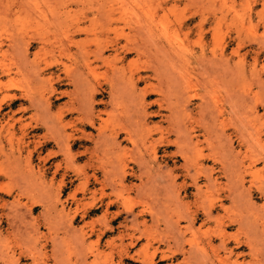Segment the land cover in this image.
<instances>
[{"label": "rangeland", "instance_id": "374dc122", "mask_svg": "<svg viewBox=\"0 0 264 264\" xmlns=\"http://www.w3.org/2000/svg\"><path fill=\"white\" fill-rule=\"evenodd\" d=\"M130 7H133V8L138 9L140 11L139 13H140L141 22L144 24H145V22H146V24L148 23L149 26H151L153 28L152 32L156 33L158 38L161 37V38H159L160 40L167 38L166 37L167 33L165 34V31L163 32L161 29L164 28V30H166V28L168 26L167 30H170V31L166 30V32H169V34H170V35H168V37L171 39V36L173 35L174 38L171 40H173V41L175 40L174 43L178 44L177 46L184 45L183 46L184 50L183 51L179 50L180 51L179 60H177L175 58L177 60L175 62L176 64H173L174 62H172V65L169 66L168 69L170 70V72H168L167 76H169V78H172L174 76L175 78L173 77L172 80L173 79L177 80L178 78L181 77L180 79H178V81H176V83L179 84V85L177 84L178 88H182L183 90L178 89L174 85L175 80L173 82L174 84L172 83L171 88L175 87L173 89V90H175V91H173L174 92L173 96L171 94L173 99L179 98L180 101H182L181 100L182 98L185 99L188 96H190V95L187 96V94L196 95L195 97L192 98V100H193L192 103L187 105L188 106L187 107L188 112L191 115L187 121H189L188 122L189 126L193 125V127L191 129L195 130L194 131V132H196L195 136H197V138L199 137L198 140L201 139L200 141L197 140L199 142V144H198V142H197V144H195L193 142L194 146L195 145L197 147L200 146L198 150L204 151V153H202V152L200 153L198 151L195 153V150H197V148L195 146L196 149H194V146L191 143V138L189 136V138H187L189 140H187V141L185 140V143H183V146H185L186 149H188L187 147H190L192 149V146H193L192 150L194 152H191V149H189L190 152L188 150H186L183 152V154H184L183 156L186 155V158H188V155H189V156L193 157V158L190 157L193 161L198 160L195 162V165L197 162L200 163L202 161L203 164L205 165V166H203L202 170H205L204 168H206V170H207V168H210V167L213 168V166H214V169H216V171H217V175H220V176H218L219 185L221 184V186H223L224 188L220 187L218 189V192L220 191V194L218 192L212 190L213 188H216L215 190H217L216 186H214L213 188L209 187L208 188L209 190H207L205 184L210 180V179H208L209 174H207L208 177H205L206 173H205V175L204 174L202 175V172L204 173L205 171H202V172L197 171L198 168L196 166H198V165H196V166L194 165V166H195V168H197L196 171L201 173L200 175H197V173H189V172L195 171L193 168L194 166L190 165L191 166L190 167V166H186V165H189L191 163L194 164V163L192 160H190V161H192L191 163H190V161H186V160H185V162H183L184 161L183 156L178 158L177 161L175 162V164L178 166H182L183 164L185 165V166L184 165L182 166V167H184L183 168V174L179 175L180 178L178 177L177 179L168 175V169L167 168L176 167V165H174V161L169 162V164L166 163L165 165L167 168L164 165L165 162L162 161L163 163H161L162 165H160V166L164 167L163 168L164 171H165V169H167L166 177L167 178L170 177L171 179H169V178L166 179L164 177L166 180L164 179V181H160V180H162V177H161V178L157 179L158 182L152 183L155 185L154 189H156V184L160 185V186H157L158 187L156 190L157 196H159V194H160L159 192H161L163 189H165L163 191L166 192V190H168L170 188L169 186H171V185L175 184V187H178L181 184H183V185L187 184L188 188H189L188 194H186L184 192V189L180 188V190H181L180 192L182 193V196H187V197L185 198L184 202L180 203V205H179V202H175L174 198L171 197L173 200L172 199L169 200L170 194H169V199H167L168 198L167 197L168 191H167L166 193L161 192L160 198L157 197L155 194L157 199L155 198V196L151 195V197L148 196L149 198H146V199L144 198V202H143V200L140 202V199L137 195L138 190H136L138 188H136V189H132V191H131V194H133V196L129 195V197L124 196L125 198L124 197L120 198L121 202L110 210V212H113L112 214H114L116 211L119 212L118 210H120V211L123 210L122 217L117 222H115V225H117L118 222H120V221H124L125 218H127V216H128L127 220H128V222H130L129 224H132V222L134 223V220L131 219V218L134 219V217L128 215L129 212L128 213L125 212V209H127L126 211H128V208H126V207H130V206H127L128 203L130 205L133 204L132 206H134L133 207L135 209L134 211L137 210L136 212H139L140 210H145L146 214H148V215H145V217H144V218H146V221H147L146 225L143 224L142 218H141V220H139V222H142V223H140L139 225L137 224L138 225L137 227L140 229L138 231H142L143 236H142V240L139 242V244L133 248V251H136V250L141 251V253H142L141 258L139 259L138 262H133L131 260H128L125 264H143L144 261L147 263L149 261L151 255L155 252V250L157 248L164 249L168 253L173 252V253H178V254L176 255L175 258L169 259L167 261L166 260L162 261L159 257H157L156 258V264H179V263L180 264H182V263L183 264H193L192 262H194L195 264H198V263L199 264L200 263L206 264L208 261H210V264H212L213 262L211 263V260L209 259V257L211 255L212 256L215 255L218 257L219 254H220L219 256H221V258H223V259L218 260L219 258H216V260H215L216 263L214 262V264H224V263L225 264H264V246H263L264 242H262L264 240V193L262 192L263 191L262 190L263 189L262 184H264L263 183L264 182V0H0V13L2 11V13L0 14V21H2V24H3L2 25L0 23L1 24L0 25V34H2L1 38L6 40L9 37H16L17 35L21 34L20 31H22V33L28 34L29 36H27V37H30L32 35H36L38 32L43 31L45 28L44 26H39L36 23H35L36 25H32L35 21H40L41 24H44V20L36 12V10L43 9V10L47 11V13L52 12V13L56 14V15H50L49 16V18H50L49 19L50 20L49 27L52 24L50 29H51V34H53V35H54V33H58V32H60L63 35L64 34L63 32L68 27L72 28V24L80 22L81 24H83L85 26L91 25L95 29V32H99V35H101V36L111 35L114 37L116 35L115 28L117 26L122 27L124 25V23H122V22L118 23L117 22V23L113 24L114 26H110V27L104 26L107 19L105 16L104 17L99 16V14L102 12H105L106 10L111 9V8L127 9ZM5 10L6 11L8 10V12H6ZM31 10H33L35 13ZM3 11H5V12H3ZM17 12H19V13H17ZM15 13L22 15V16L16 17L17 15H15ZM13 16H15V17H13ZM54 16H56V17H54ZM4 18H5V20H3ZM32 18H34L35 21ZM58 18H60V19H58ZM94 18H96V19H94ZM38 19H40V20H38ZM92 19L94 21L93 23H92ZM3 21H6V22H3ZM53 21L56 23V25H54L55 23L54 24L52 23ZM27 22H29V23H27ZM31 22H32V24H31ZM7 23H9V24H7ZM16 23H17V25H16ZM180 24L182 25V29L179 30L178 32H175L177 30L175 28H178V26ZM23 25H24V27H23ZM56 27L59 29H57ZM21 29H23V30H21ZM173 29H175V30L173 31ZM57 30H58V32H57ZM171 30L173 31V33H171ZM52 31H53V33H52ZM95 32H93V31L89 32V34H88L90 37L89 40H92V38L95 37L93 35V33H95ZM156 35H154V36L156 37ZM86 36H87L86 34L78 35V36H76V39L81 40L82 38H85ZM79 37H80V39H79ZM157 37L155 39L159 40ZM39 45L40 44H38L37 42H34V45L31 47V49H30V59L31 60H33L34 57L36 56L35 52L38 50ZM7 47H8L7 44L4 43L2 50L7 49ZM179 51L175 52L176 57H178L177 53ZM213 52H215V55L213 54ZM217 53H218V55H217ZM107 54H110V52H108ZM186 55H188L189 57ZM213 55L218 59V61L223 60V58L224 59L226 58L225 60H227L229 58V60H230L229 67H231L229 70L230 71L229 77H228V75L226 77L225 76L223 77V72H225V70H224L225 68H223V66H221V64H220V68H218V69L222 75L219 74L220 77H219V75L217 77L213 76L214 74H212L213 72L210 71V69H211L209 67L210 63L208 62L210 57H214ZM221 55L223 57H221ZM9 56H6L7 60H9V58L11 57V56L10 57ZM0 58H2L1 54H0ZM57 58H58V54H56V53H53V54L49 53L47 55L43 54V55L38 56V60L41 62L42 65H45L46 63L55 62V61H57ZM129 58H136L137 59V61H136L137 66L141 70H145V69L149 68V66L152 64V62L156 61V58L153 57V53H151L149 55L144 53L140 56V58L138 57V55L136 53H133V54L129 55ZM175 59H174V61H175ZM187 59H189V60H187ZM181 63L184 64L185 66L182 65ZM222 64L226 65L224 62H222ZM173 66H174V69H176L175 72H173L174 71ZM163 68L165 69L166 67H163ZM178 68H181V69H178ZM186 69H188V70H186ZM206 69L211 72V73L210 72L208 73V74H211L210 76L207 73H205V72H207ZM15 70L16 69L14 68V71ZM53 70H55V69H52L51 71H53ZM165 70H167V69H165ZM177 70L180 72H178ZM221 70H222V72H221ZM14 71L11 75H3V74H1V71H0V74H1L0 75V100L3 99L5 97V95L20 93L21 88L25 89L28 87L27 79L22 74H16V72H14ZM102 71L104 72L102 75V77H103L102 79H104L103 80L104 82H106V80H105L106 78L109 79V77H110V79H111L112 71H107L105 68ZM167 71H166V73H167ZM181 72H183L184 73L183 75H186V76L183 77ZM171 73H173V74H171ZM201 73H203V74H201ZM214 73H216V72H214ZM170 74L172 75V77H170ZM178 74H179V76L180 75L181 76L178 77ZM49 75H50V72L47 71L46 77ZM186 77H188V78H186ZM209 77H211V78H209ZM218 77H219V79H218ZM182 78H184V80L186 79L188 81L183 82L184 80ZM212 78L214 79V81ZM210 80H211V82H210ZM189 81L190 82L192 81V82L190 83ZM179 82L180 83L182 82L181 83L182 86L184 84H186V85H184L183 87H180L181 84ZM188 83L190 85H187ZM217 84H219V85H217ZM66 87H68V86H64L63 89H65ZM184 87H187V89H186L188 92V93L186 92L187 94H185V92H184L185 91ZM72 88L73 87H71V89ZM34 89H35L34 92L36 94L38 92V89L37 88H34ZM177 89L180 90V92H178ZM42 91H43V89H42ZM169 92H170V89H169ZM171 92H172V90H171ZM175 92L176 93L178 92V95H176ZM181 92L183 94H179ZM229 92H232L233 93V94L231 93L232 97L233 96L235 97V98L234 97L230 98V101L232 99V101L234 102L233 103L231 101V104H230V101L228 100V96H227V94ZM237 93H238V95H237ZM182 95H183V97H181ZM206 95H207V97H206ZM215 95H216V97H215ZM207 99H208V101H206ZM66 100L67 99H58L57 97H53L52 98V101H53L52 110H53V112L54 111L58 112V110H56V109L58 108V106H60ZM244 100H245V102H243ZM228 101H229V104H228ZM207 102L208 103L210 102V103L208 104ZM215 102L219 103L220 107H221V105L224 106L223 111L222 112L219 111L221 114L218 113V104L214 106V104H216ZM19 103L20 102H18V104L14 105L12 108L14 110L17 109V107L19 106ZM28 104L29 103H25V105H28ZM204 105H206V106H204ZM207 105H208V107L210 105V107L206 110ZM213 107L217 111L214 110ZM199 109H201V111H204V112H201ZM2 110H3V113L10 110V108L7 106V103L3 104ZM210 110H212V111L210 112ZM190 111L192 112V114ZM199 111H200V113L198 114ZM209 112L213 115L214 118H216L215 117L216 115H214V114H217V115L220 114V115L217 116V118L215 120ZM35 113H36L35 109H30L26 113V116L24 119V124L29 122V123H33L35 126L36 122L39 119L38 118L39 115L37 113L36 114ZM208 113H209V115H208ZM55 114H57V113H55ZM200 114L204 115V116H201ZM34 116H36V117H34ZM41 116L47 117L45 114L44 115L40 114V117ZM198 116H199V118H197V119L199 121L200 120L202 121L204 119V117H205V119H207V118L210 119V121H215V123L209 121L210 124L212 123V125H214L213 126L214 130L212 129V131H213L212 134L210 131L211 130L210 128L212 126L209 127L210 124H207L208 122H205L206 120H204L205 124L203 122L202 123L205 126L207 125L210 129V130L207 129L208 131L205 130L206 129V128L204 129L205 126L203 127V126H201L202 124H200L201 121L199 122L196 118H194V117H198ZM45 117H43L42 119H45ZM42 119H39V120L41 121ZM192 119H193V121H192ZM194 119H196V120H194ZM208 119H207V121H208ZM220 119L221 120L223 119L224 122L227 119V122H225V123H228V124H225L222 121L223 124L220 125V123H221ZM47 120L50 121V123H51L49 126H51V128L52 127L54 128V125L51 122V120L49 118ZM159 120L160 119H156L155 121H159ZM2 121H3V115L0 114V124ZM195 122L198 123V125L195 124ZM165 125L167 126L168 124L165 123ZM19 126H20V124L18 125L17 130H16L18 135L15 136V141H18V138H20V136L23 137L21 132H20ZM222 126H224V127H222ZM195 127H197V128L194 129ZM224 128H225V130H224ZM50 129L46 126H41V127L35 126L34 128L33 127L29 128L30 131L34 130L33 133L37 134L36 139H39V137H42L44 135L47 136V134L50 135L49 132L53 133L54 129L53 130H50ZM219 130H221V131H219ZM223 130L226 132V134L227 133L231 134V136L233 138L232 145L234 146L233 147L234 150H232L231 153L235 154V152H236V155H232V154L230 155L232 157L235 156V157H233V158H235V159H233L235 162L233 163L232 157H230V162H231V165H232V163L234 164V166H231V168L232 167L234 168L235 173L231 172L233 170H230L229 172H231V173H229V174L233 175V178H234V176H236L234 179L231 176H229L228 173H226L224 171L225 166L222 164L224 162L226 163V160L228 161V158H226V160L222 158V155L223 156L226 155L225 157H227V153L225 154L224 149H220L225 154L224 155L222 151L220 153V156L223 159L221 161L225 160L223 163H221V161H220L221 158L218 159L219 161L214 162V160L212 161V159L209 157L211 153H213L214 151L216 152V150H214L213 152L210 151V150H213L212 147L210 149V146H211L210 141L211 140H213V141L215 140L214 142H216V145H218V142H219L220 145L218 147L224 148L223 147L224 145L222 144V142L224 141V140H222V138H223V136H225L223 134V132H224ZM215 131L218 132V134L220 136L218 134L217 135L219 137H217ZM206 134H209V137L211 135V137L209 139H207L206 136H208V135H206ZM156 136L158 137V135H156ZM172 137L176 138V136H172ZM195 139H192V140L194 141ZM34 140H35V138L31 139V141H34ZM43 140L44 139H39V142H41ZM216 140H218V142ZM220 140H222V141H220ZM188 141H190V143ZM186 142L188 143L187 146H186ZM190 144L192 146H190ZM23 145H26V143ZM32 147H33V145H32ZM6 148L9 151V149H10L9 143H8ZM82 148L84 149V147L77 146L76 151H80V150H82ZM131 148L132 147H130V149ZM55 149L57 151L58 147L52 141V144L48 145L47 148L44 149L43 155H47L48 153L55 152ZM47 150H49V152ZM170 150L175 151V150H177V147H174ZM183 150H184V148H183ZM3 153H4V149H3V146L0 142V204H1L0 205V238H2V239H0V242L3 243V241H4L3 238L4 239L8 238L4 241L5 244L4 243L0 244L1 245L0 246V264L1 263L4 264V261H5V264H9V262H7L8 256L3 257V253H5V251H7V250H8L7 252L14 253V252H19L21 250V248L26 249L29 246H31V247L35 246L36 247L35 252L40 251L41 250V244L44 242L45 236H50L53 238V241L50 238L49 244H48L47 248L45 249V250H48L49 262H50L49 264H54V263L66 264L65 260H68V262H67L68 264H70V263L71 264H83V263H85V264H104V263L112 264L113 260H116V261H114L115 263H113V264L117 263L118 256H116V251L111 249V247L106 245V239L111 240V238H115L119 234V230L117 228L114 232L108 233L102 239V241H101L102 244L100 243L101 244L100 245L101 254L99 255L98 258H96L94 260L95 256L92 255V253H90V251H88V252L84 251L87 246L96 245V244L98 245V239H99L97 237L98 235L92 234L91 230H92V227L94 225H96L95 227L100 228V222L98 220V217H99V219H100V217H102L104 208L98 210L97 212L90 211L88 208L90 206V202H89L90 193H89V191L91 189L98 188L99 187L98 185L97 186L90 185V187H88L89 191L86 192V193H88L87 195L84 194L83 189H78V182H72L70 178H69V180H67L68 182L66 181V183L63 186H61L62 176L60 173H58L56 171V169H54V168H56V166H55L56 160H50L49 162H47V166H45V168L43 169L45 171L43 172L44 174H42V175H44V177H46V178H44L46 181L45 184H40L37 182H33L31 180H30L31 182L30 181L28 182L27 180H24L25 175L23 177V173H22L23 169L26 167L24 166L23 169L21 167L20 169L22 171L21 170L19 171L18 170L19 166L17 167V166L13 165L14 167L12 170V166H10V162L4 161L6 159L5 158L6 156ZM163 153H164V151H160V155ZM191 153H193V154H191ZM197 153H199V155ZM130 154H134V153H130ZM200 154H202V156H203V154H205V158H204V156L200 158V156H201ZM206 154H209V155L206 156ZM197 155L199 157H197ZM130 156L132 157V155H130ZM130 156H129V158H130ZM85 158L81 159L82 161L79 160L78 161L79 164L86 162L85 160H87V157H85ZM194 158H196V159H194ZM3 162H7V163L3 164ZM237 162H239L238 164H240L241 162L244 163V164L240 165L241 168H243V170L242 169L241 170L244 171V169L246 168L245 171L247 173V175H246V173H244V179H243V181H244L246 178V180H245L246 183L243 182L244 185L243 184L240 185L241 187L239 189H241L243 191V189H242L243 186H245V189H248V188L250 189L249 192H248V190H246V191H244L245 193H242V194L239 193L240 192L239 189H237L238 193L236 192L237 190H235L236 189L235 186L237 184L236 183L237 181H235V179H238L237 173H239V171H238L239 169L237 170L238 172L236 173L235 168H237V167L240 168L239 165L237 166ZM179 163H181V164L183 163V164L179 165ZM247 163L248 164L250 163V165H247ZM33 164H34V166H36L35 170L38 171L39 169H37V168L40 166L39 165L40 160L38 158L37 153H35V155H34ZM243 165H246V167H242ZM222 166H223L224 170H223ZM226 166H227L226 169L229 168L228 167L229 164ZM16 167H17V169H16ZM187 167H189V169ZM16 170H18L20 172L22 177H21V175H20V177L18 176L19 172L17 171L18 173H16ZM24 171H26L25 173H27L29 175V171L27 169ZM139 171L142 172L145 170L143 169L142 171L141 170H139ZM156 171L159 172V169H157V167L154 170L155 175L157 174ZM140 172H139V174H140ZM207 172H208V170H207ZM221 173L222 174L226 173L227 177L228 176L231 177L233 179V181H230V178H227L225 174L221 175ZM52 175H53V177H52ZM189 175H191L192 177H193V175H195L193 177L194 180H195V177L197 176L196 178H198V180L196 182H198L199 185L202 186V188H206V189H203V190H206L205 194H207L209 192L208 195H211L212 193L215 192L214 194L216 196L214 194L213 195L215 196L214 198L217 200L215 201V199L213 198L212 195H211L212 197L210 196V199L209 198L206 199L205 197L196 199L195 194L198 191L195 188L196 186L193 185L194 181L192 183H190V185L188 184L193 179ZM71 176H73V172H70V177ZM144 176H145L144 179L145 178L147 179V177H146L147 175H144ZM21 178H23V179H21ZM26 178H27V176H26ZM181 178L183 179V182H185V183L182 182ZM146 179H145V181H146ZM173 180L174 181L176 180L175 181L176 183H173ZM132 181L134 182V184L141 183V180L139 178L134 179ZM165 181L170 182V184H168V182L166 184L167 187H169L168 189L164 183ZM133 182H130V183L133 184ZM161 182H163V184H161ZM240 182L242 183V181H240ZM152 184H151V187L153 186ZM210 184L211 183H209V184L207 183V186H209ZM226 184H227V186H226ZM233 184H234V186H233ZM164 185H165V187H164ZM219 185H218V187H219ZM237 185L239 187V184H237ZM43 186H45V187H43ZM211 186H212V184H211ZM225 186L231 187L234 190H232L231 188L230 189L225 188ZM135 187H137V186H135ZM147 188H150V186ZM49 190H51V191H49ZM110 190L111 189H108V192L111 193L112 191H110ZM134 190L136 191V193L134 192ZM211 190H212V192H211ZM230 190H232V191H230ZM45 191L50 192V194L47 193L49 195H51L53 193L51 196H53V197L55 196V197L54 198L52 197V199L50 198V196L47 197L48 195L45 193ZM229 191L231 192V194L229 193ZM55 192H56V194L58 192L59 196L54 195ZM154 192H155V190H154ZM232 192L234 193V195H236L235 193H237V195L238 194L243 195L246 193L247 194L252 193V195L248 199H245V198H247L249 196H247L245 198L244 197L242 198V196H239L240 197L239 198V197H237V195H236L237 198L235 196H234L235 198H233ZM162 193H164V194H162ZM229 194H230L231 198L229 197ZM136 195H137V197H136ZM217 195L218 196L220 195V197H217ZM56 196L58 198L60 197V199H59L60 201L59 200L57 201L58 203L56 202V200H57ZM153 197H154V200H153ZM165 197H167V198H165ZM49 198L51 201L55 199V201H53V202H56L57 205L53 202H49L50 201ZM132 198L134 201L131 200ZM203 198H205V199L203 200ZM219 198H220V200H219ZM15 199H17V200H15ZM43 199L46 201H43V203L40 202V200H43ZM147 199H151V200H148V202H146ZM164 199H167L166 200L167 202L164 201ZM3 200L4 201L6 200L5 203H8V204L10 203V204L9 205L5 204ZM135 200H138L140 204L138 202H137L138 203L137 204ZM14 201H15V203L13 204ZM34 201H39V202H34ZM47 201L49 203H44ZM211 201H213L214 204H216L215 207L218 208L217 210H215L213 212V214L219 215V217L221 215L220 218L223 220H220V221H222L225 224L224 226H226V230H228V231L225 230L226 234L228 233V236H226V238L224 239L225 243L221 242L222 237H220V236H219L220 238L217 237L216 241H214V244L216 246L215 247L216 251H214V252L211 251V248H209L207 246V244L205 243L208 239V236L205 237V235L207 233L206 230L208 227L214 225V223L212 220L209 221L210 223L207 222L205 225H203V223H200V222H202V219L204 220V218H205V214H204L205 207L207 206V203H208L209 207L208 206L207 207L210 208L211 204H212ZM61 202L62 203L65 202V203L62 204ZM50 203H52V205ZM86 203L87 204L89 203V204L87 205ZM199 203H200V205H199ZM54 204L57 206L58 211L55 210L54 208H53L54 209V211H53V209L51 208V207H53ZM135 204H137V205L135 206ZM20 205H22V207ZM187 205H190V206H187ZM47 206H48V208L50 206V210L48 209L49 213L52 212L54 214V212H56L54 214V216L52 215V213L50 214V216H48L49 213H47V210H45L47 214L45 213V211H43L44 208L47 209L46 208ZM56 206H55V208H56ZM85 206H86V208H85ZM144 206H145V209H144ZM176 206H178V207H176ZM62 207H64V209ZM172 207L176 211H174L172 209ZM118 208H120V209H118ZM123 208H125V209H123ZM168 208H170V209H168ZM178 208L181 212H184V213H185V210L189 214L191 212H194V211H196L198 213V220H196V222H195V224L196 223L197 224L196 225L194 224V227H193L194 230H196V233L192 232L193 228H189L190 230L188 229L187 231L185 230V227H187L189 225V224H187V223H189V220L186 217L182 216V218H181V215L179 216V212L177 211ZM15 209H17V211ZM153 209L158 210V211L155 210L156 212H158V215L154 214V218L151 215V213L153 214V211H154ZM19 210H21V211H19ZM159 210H162V211H159ZM18 211L20 212V214ZM67 211H69V212H67ZM13 212L16 213L15 214L16 216L13 214ZM59 212H61V213H59ZM86 212H89V213H87L85 215ZM136 212H135V214H136ZM44 213H45V217L47 215V217H49V218L52 217L50 220H55V222L53 221L54 222V224H53L54 230H52L53 232L51 231V235L49 234V230L47 228V225L45 226L43 223L44 218H45V217L43 218ZM189 214H187V215L189 216ZM222 214H223V217H222ZM235 214H237V215H235ZM25 215H26V217H25ZM55 215H57V216H55ZM62 215H64V216H62ZM11 216H13V217H11ZM20 216L23 218H21ZM67 216L68 217L74 216L73 225H70L67 222V220H68ZM177 216H179V217H177ZM16 217H17V219H16ZM155 217H157V218H155ZM171 217L173 218V220L181 218L180 219V225H181L183 231H185L183 237H184V239L185 238L187 239V240L186 239L184 240V243H185L184 246H185V250H186L185 254H184V252L179 251L177 248L178 241L179 242L183 241V239H182V237L181 238L179 237L180 234H176L175 231L172 232L173 230H172V228H170L172 222L170 223L168 221V220H170ZM249 217H250V219H249ZM95 218H97V219H95ZM230 218H232V220ZM233 218L237 219V221H235ZM245 218H246L245 221L241 220V219H245ZM27 220L28 221L30 220V221L28 222ZM153 220H154V222H153ZM248 220H251V221H248ZM95 221H97V222L94 223ZM157 221H159V222H157ZM171 221H172V219H171ZM233 221H234V223H233ZM239 221L240 222L244 221V222L242 224L240 223V226H239ZM20 222H21V225H20ZM53 222H51V223H53ZM250 222H252L253 225ZM256 222H257V224H256ZM254 223H255V225H254ZM11 224H13V225H11ZM15 224H17V225H15ZM31 224H33V225H31ZM67 224L69 225V227L70 226L71 227L68 228ZM167 224H168L169 228L167 227ZM184 224H185V226H184ZM19 225L21 226V230L19 229L20 228ZM53 225L51 224V226H53ZM165 225H166V227H165ZM241 225H242V227H241ZM57 226L59 228L60 227L61 228L59 229V228H57ZM197 226H200V227H197ZM206 226H208V227H206ZM129 227H131V228L129 229L128 227H125L124 230L126 228H128V229L125 230L124 232L127 233V231H129V232L133 231L132 225L131 226L129 225ZM254 227L255 228L258 227L259 230L256 229V231H255ZM38 228L40 231H35V230H38ZM82 228H84L86 230V232L89 233L87 241H86V243H84L85 247H84V244H82L83 246L80 247L82 242L81 243L79 242V245L78 244L75 245V242H78L79 239L77 238L78 240H76V239L74 240L73 238H76L75 235L73 234V236H74L73 237L71 231H67V229H69V230L73 229V230L77 231V229L80 230ZM198 228L199 229L201 228V229L198 230ZM204 228L206 229L205 231L203 230ZM170 229H171V231H170ZM191 229H192V231H191ZM248 229L251 231H249ZM150 230H152V231H150ZM138 231H137V233L139 234L140 232H138ZM247 231H248V233H247ZM204 232H205V234H203ZM249 232H251V233H249ZM232 234H233V236H232ZM23 235H25V236H23ZM27 235H29L30 238ZM207 235H208V233H207ZM256 235H258V236H256ZM53 236H55V238H56L55 244H54V237ZM118 236H120V235H118ZM160 236H162V238ZM260 236H261V238H259ZM176 237H177V239H176ZM188 238H189V240L191 239L190 242H188L189 241ZM256 238H258V239H256ZM173 239H175L176 242ZM246 239L248 241H246ZM126 240H128V237L126 238ZM165 240H167V241H165ZM258 240L260 242H258ZM30 241H31V243H30ZM51 241L53 242L54 246L56 245L55 249H54V246L52 245ZM186 241H187V243H186ZM251 241H252V243H251ZM23 242H25V243H23ZM26 242H28V244H26ZM58 242H59V244H58ZM7 243L9 244V246ZM16 243L18 245H16ZM168 243H169V245H168ZM172 243H174V245ZM190 243H192V244H190ZM249 243H251L252 245ZM257 243H258V246H257ZM57 244L59 245V249H57L58 248ZM220 244L224 245L225 247H222V245H220ZM5 246L6 247L8 246L9 248L7 249ZM191 246L194 248H192ZM202 246L206 248L204 250H205L206 254H208V257L206 256V258H204V259L202 258V260H204V262L201 261V258H200L201 257L200 255L202 254L201 252L204 251ZM258 247H259V249H258ZM5 248H6V250H5ZM56 249L59 250L60 253H58V251ZM192 249L195 251H193ZM79 250L81 253H78ZM41 251L39 253L43 254L44 251L43 250H41ZM82 251H84L86 253V254H84L85 255L84 257L88 256L86 258V260H88V262L87 261L85 262L82 259V258H84L83 256H82V258L80 257V254L81 255L83 254ZM113 251H114V254H113ZM54 252H56V253H54ZM230 252H232V253H230ZM52 253L56 257L51 255ZM215 253H217V254H215ZM227 254H229V255H227ZM36 255L38 257V261L41 258L40 259L41 262H39V263L42 264V262H43L42 257L40 255H38V253H36ZM77 256L80 257V259ZM57 257H59L58 258L59 262L57 260L55 261V259H57ZM183 258H184V260H183ZM207 258H208V260H206ZM191 259L194 261H192ZM80 260L83 262H81ZM38 261L33 260L31 256L30 257L27 256V257H25V259L22 260V262L20 264H31V263L36 264ZM220 261L221 262L223 261V262L221 263ZM227 262H229V263H227ZM207 264H209V263H207Z\"/></svg>", "mask_w": 264, "mask_h": 264}, {"label": "bare ground", "instance_id": "6f19581e", "mask_svg": "<svg viewBox=\"0 0 264 264\" xmlns=\"http://www.w3.org/2000/svg\"><path fill=\"white\" fill-rule=\"evenodd\" d=\"M5 11H3V12H5ZM31 11H33V10H31ZM6 12H8V10ZM36 12L44 20V24H41L40 21H35L34 18H32V19L35 22L33 21L34 22L33 24L31 22V24L32 25L38 24L39 26H44L45 28L43 31H40L36 35H32L30 37H27V36H29L28 34L22 33V31H20L21 34L18 33L19 35H17L16 37H9L6 40L2 39L1 38L2 34H0V54L2 55V58H0L1 74L11 75L14 71V68H15L16 70L14 72H16V74H22L28 81V87L25 89L21 88L20 93L5 95V97L0 100V114L3 115V121L0 124V142H1L3 149H4L3 154L6 156L5 157L6 159L4 161L10 162V166H12V170H13L14 166H17V167L19 166L18 170L20 171L21 170L20 168L22 167V169H23L25 166L26 168H24L23 171L22 170L21 171L23 173V177L25 175L24 180H27L28 182L31 180L33 182L45 184L46 181L44 178H46V177H44V175H42V174H44L43 172L45 171L43 169L45 168V166H47V162H49L50 160H56V163H55L56 168H54V169H56V171L58 173H60L62 176L61 186H63L66 183V181L69 180V178H70L72 182H78V189H83L84 194L87 195L88 193H86V192L89 191L88 187H90V185H94V186L98 185L99 186L98 188H94V189H91L89 191V193H90V195H89L90 206L88 207L90 211H95V212L104 208L102 217H100V219L98 217V220L100 222V228H97V227H95L96 225H94L92 227V230L90 229L92 231L91 232L92 234L98 235L97 236L99 238L98 239V245L96 244L97 246L96 245L87 246L84 251H87V252L90 251V253H92V255L95 256L94 260L96 258H98L99 255L101 254L100 245L102 244L101 243L102 239L108 233L114 232L117 228L119 230L118 235H120V236L117 235V237L111 238V240L106 239V245L111 247V249L116 251V256H118V260H117L116 264H125L128 260H131L133 262H138L139 259L141 258L142 253L140 250L133 251V248L136 247L139 244V242L142 240L143 232L138 231L140 229L137 226L142 222L144 225H146L147 221H146V218H144V217H145V215H148V214H146L145 210H140L139 212H136L137 210L134 211L135 209L133 208L134 206H132L133 204L130 205L128 203L127 206H130V207H126V208H128V211H126L127 209H125V208H123V209H125V212H127V213L129 212L128 215L134 217V219L130 217L132 220H134V223L131 221L132 224H129L130 222H128V220H127L128 216H127V218H125L124 221H120V222H118L117 225H115V222H117L122 217L123 210L122 209H121L122 211L118 210L119 212H117L115 210L116 212L114 214H112L113 212H110V210L121 202L120 198H122L124 196L129 197V195L133 196V194H131L132 189L138 188L136 190H138L137 195L140 199V202L142 200L144 202V198L145 199L149 198L148 196H150V197H151V195L155 196V194L157 193L156 192V190L158 188L157 186H160V185L156 184V189H154L155 185L152 183L158 182L157 179L161 178V177H162V180H160V181H164L165 178L171 179L170 177H168V178L166 177L167 169H168V175L169 176L176 178V179L178 177L180 178L179 175L183 174V168L184 167H182V166L184 164L182 163L183 164L182 165L181 163H179V165H182V166H178L175 164V162L177 161L178 158H180L184 155L183 154L184 151H186V150L189 151V149H191L190 147H187L188 149H186L185 146H183V143H185V140L186 141L189 140V139H187V138H189V136L191 138V143L193 146H194L193 142L195 144H197V142L201 140V139L198 140L199 137L197 138V136H195V134H196V132H194L195 130L191 129L193 127V125L192 126L190 125L191 126L190 127L188 125L189 121H187L191 116L190 113L188 112V109H187L188 106L187 105L192 103V101H193L192 98L195 97L196 95L187 94L188 93L186 90L187 87H184L185 94H187V96L188 95H190V96H188V97L186 96L187 98L184 97L185 99L182 98L181 99L182 101H180L179 98L173 99L172 98L173 93H174L173 91H175L173 89L175 87L174 86H173L174 88H171V87H172V83L174 82L175 79L172 80V78L174 76L172 77L171 74H173V73L170 74V77H172V78H169V76H167L168 72H170V70L168 69L169 66L172 65V62H174L173 64H176L175 62L177 60H179L180 51L184 50L183 49L184 45L177 46L178 44L174 43L175 40L174 41L171 40L174 38L173 35L171 36V39L168 37V35H170L169 32H166L168 26H167V28L165 27L166 30H164V28L161 29L163 32L165 31V34L167 33L166 34L167 38L160 40L159 38H161V37L158 38L156 33L152 32L153 28L151 26H149L148 23L146 24V22H145V24H144L141 22L140 13H139L140 11L138 9L133 8V7H130L127 9L111 8V9H108L105 12H102L99 14V16H101V17L105 16L107 19L104 26H109V27L114 26L113 24L117 23V22L118 23L119 22L124 23V25L122 27L117 26L115 28L116 35L114 37L111 35L101 36V35H99V32H95V29L91 25L85 26V25L81 24L80 22L72 24V28L68 27L69 26L68 25L67 27L69 29L67 28L63 32L64 33L63 35L60 32H58V30H57L58 33H54V35H53V34H51V29H50L52 24L49 27V24H50L49 16L50 15H56V14L52 13V12L47 13V11H45L43 9L36 10ZM1 13H2V11H1ZM17 13H19V12H17ZM17 13H15V15H17L16 17L22 16V15H19ZM13 17H15V16H13ZM54 17H56V16H54ZM40 19H38V20H40ZM58 19H60V18H58ZM94 19H96V18H94ZM3 20H5V18ZM3 22H6V21H3ZM93 22L94 21L92 19V23ZM0 23L2 24V21H0ZM27 23H29V22H27ZM52 23L54 24L55 22L53 21ZM7 24H9V23H7ZM16 25H17V23H16ZM54 25H56V23ZM23 27H24V25H23ZM57 29H59V28H57ZM175 29H177L175 32H178L179 30L182 29V25L180 24L178 26V28H175ZM175 29H173V31ZM21 30H23V29H21ZM91 31L95 32V33H93V35L95 37L92 38V40H89L90 37L88 34ZM167 31H170V30H167ZM173 31L171 30V33H173ZM52 33H53V31H52ZM82 34H86L87 36L85 38H82L81 40H77L76 36L82 35ZM153 34L156 35V37L159 40L155 39L156 37ZM79 39H80V37H79ZM34 42H37L40 45H39L38 50L35 52L36 56L34 57L33 60H31L30 59V49L34 45ZM4 43L7 44L8 47H7V49L2 50ZM177 51H179L177 53L178 57L175 56V54H176L175 52H177ZM108 52H110V54H107ZM49 53L58 54L57 61L51 62V63H46L45 65H42L41 62L38 60V56L43 55V54L47 55ZM133 53H136L139 58L144 53L148 54V55L153 53V57L156 58V61H153L152 64L149 66V68H147L145 70H141L137 66V62H136L137 59L136 58H129V55L133 54ZM218 53H217V55H218ZM213 54L215 55V52H213ZM6 56L10 57L9 60L6 59ZM186 56H188V55H186ZM221 57H223V56L221 55ZM174 59H175V61H174ZM225 59L223 58V60L218 61V59L215 56L210 57V59L208 61L210 64L209 63L208 64L210 65L209 67L211 68L210 71L213 72L212 74H214L213 76L217 77L219 74L222 75L218 69V68H220V64H221V66H223V68H225L224 69L225 72H223V77L224 76L226 77L227 75L229 77V72H230L229 70L231 68V67H229L230 60H229V58L227 60H225ZM187 60H189V59H187ZM222 62H224L226 65L222 64ZM182 65H184V64H182ZM163 67H166L165 69H167L168 71L165 70ZM104 68L107 71H112L111 79H110V77H109V79L106 78L105 79L106 82H104L103 81L104 79H102L103 78L102 75L104 73L102 70ZM52 69H55V70L51 71ZM173 69H174V66H173ZM178 69H181V68H178ZM175 70L176 69H174L173 72H175ZM186 70H188V69H186ZM222 70H221V72H222ZM47 71L50 72V75L46 77ZM166 71H167V73H166ZM210 71L207 70V72H205V73L208 74ZM178 72H180V71H178ZM214 72H216V73H214ZM181 74L183 75L184 73L181 72ZM201 74H203V73H201ZM208 75L210 76L211 74H208ZM220 75H219V77H220ZM180 76L178 74V77H180ZM184 76H186V75H183V77ZM219 77H218V79H219ZM180 78H178V79H180ZM186 78H188V77H186ZM209 78H211V77H209ZM178 79L175 80V82H174L175 84L173 83L177 88H178L179 84L176 83V81H178ZM182 79L184 80V78H182ZM185 81L187 82L188 80L185 79L183 82H185ZM213 81H214V79H213ZM210 82H211V80H210ZM184 85H186V84H184ZM187 85H190V84L188 83ZM217 85H219V84H217ZM64 86H68V87L63 89ZM183 86L181 84L180 87H183ZM71 87H73V88L71 89ZM34 88L38 89V92L36 94L34 92V90H35ZM42 89H43V91H42ZM169 89H170V92H169ZM178 89H182V88H178ZM171 90H172V92H171ZM178 92H180V90H178ZM178 92L177 93L175 92L176 95H178ZM182 92L179 94H183ZM229 93L231 94L232 92H229ZM229 93L227 94V96H228V100L230 101V98H233L234 96L232 97L233 93L231 95ZM238 93H237V95H238ZM171 94H172V96H171ZM53 97H57L58 99H67L61 105L59 104L60 106H58V108L56 109V110H58V112L54 111L57 114H55L52 110V104H53L52 98ZM181 97H183V95ZM206 97H207V95H206ZM215 97H216V95H215ZM206 101H208V99ZM229 101H228V104H229ZM231 101H232V99H231ZM231 101H230V104H231ZM18 102H20L19 106L17 107V109L14 110L12 107L14 105L18 104ZM243 102H245V100ZM4 103H7V106L10 108V110L3 113L2 108H3ZM25 103H29V104L25 105ZM217 104H218V113H220L223 111L224 106L220 104L221 105V107H220L219 103L214 104V106ZM204 106H206V105H204ZM209 107H210V105H209ZM209 107L207 105L206 110ZM30 109L36 110V113L39 115L38 116L39 119H42L43 117H45V116H43V117L41 116L42 117L41 118L40 114H43V115L45 114L47 116V117H45L46 120L42 119L40 121L38 119V121L35 124V126H37V127L46 126L50 129L51 126H49V125L51 123L47 119L49 118L51 120L53 118L51 120V122L53 123L54 128L52 127L50 130L54 129V132L53 133L49 132L50 135L47 134V136L44 135L42 137H39V139H44L41 142H39V139H36L37 134L33 133L34 130H31V131L29 130L30 127H33V128L35 127L34 124L29 123V122L24 124V119H25L26 113ZM213 109H214V107H213ZM199 110L201 111V109H199ZM214 110H216V109H214ZM200 111L198 112V114L200 113ZM211 111L212 110H210V112ZM201 112H204V111H201ZM209 113H208V115H209ZM191 114H192V112H191ZM214 115H216L215 116L216 118H217V116H219L217 114H214ZM201 116H204V115H201ZM34 117H36V116H34ZM212 117H213V115H212ZM194 118L197 119V118H199V116L194 117ZM216 118H214V119L216 120ZM156 119H160V120L155 121ZM196 119H194V120H196ZM207 119H205V117H204V119L202 121L200 120L201 121L200 124H202L201 126H203V127L205 126L204 120H206L205 122H208L207 124H210V122L215 123V121H210V119H208V121H207ZM192 121H193V119H192ZM222 121H223V123H225V122H227V119L225 120V122L222 119L220 125L223 124ZM165 123H167L168 125L166 126ZM19 124H20L19 129H20V132H21L23 137L20 136V138H18V141H15V136L18 135L16 130H17V127ZM195 124L198 125V123H196V122H195ZM225 124H228V123H225ZM206 126L204 127V129L206 128L205 130L209 129V127L212 126L210 128L211 130L209 129L211 131V134H212V132H213L212 129L214 130V128H213L214 125H212V123H211L209 125V127L208 126L206 127ZM222 127H224V126H222ZM196 128L197 127H195L194 129H196ZM224 130H225V128H224ZM216 131H215V133L217 135L218 132H216ZM219 131H221V130H219ZM224 132H223V134L225 135V136H223L224 139L222 138V140H224V141L226 140L225 142L223 141L224 143L222 142V144L224 145L223 146L224 148L218 147L220 145L218 140H216L218 142V145H216V142H214L215 140L213 141L210 139L212 141V142L210 141V145H211L210 149L212 147L213 150H210V149L209 150L212 152L214 150H216V152L217 151L218 152L216 153L214 151L213 153H211L212 155L210 154L209 157L212 159V161L214 160V162L219 161L218 159L221 158L220 153L222 151L220 149H224L225 154L227 153V157H225L226 155L224 154L223 151L222 152L225 156H223L222 154L221 155H222V158L225 160H226V158H228V161L226 160V163H225L224 162L225 160L221 161L223 159L222 158L220 159L221 163L224 162L222 165L225 166L224 167L225 170H224L223 166H222V168L226 173H228L229 176H231L233 178V175L229 174L231 172L235 173L234 168L233 167L231 168V166H234L233 163L235 161L233 159H235V158H233V157H235V156H233V157L230 156L232 154L231 153L232 150H234V148H233L234 146L232 145L233 138H232L231 134H229V133L226 134V132L225 133ZM209 134H206V135H208V136H206L207 139H209L211 137V135L209 137ZM156 135H158V137ZM218 135H217V137L220 136V135L219 136ZM172 136H176V138H173ZM32 138H35V140L31 141ZM192 139H195V140L193 141ZM222 140H220V141H222ZM52 141L57 145L58 150L56 151V149H55V152L50 151L51 153H48L47 155H43L44 149H46L48 145L52 144ZM188 142L190 143V141H188ZM8 143L10 145L9 151L6 148ZM25 143H26V145H23ZM198 144H199V142H198ZM32 145H33V147H32ZM187 145H188V143L186 142V146ZM192 145L190 144V146H192ZM77 146L84 147V149L82 148V150L76 151ZM193 146H192V149H193ZM195 146H194V149L197 148V150H195V153L197 151L200 153L201 152L204 153V151L198 150L200 146L199 147L196 146V148H195ZM130 147H132V148L130 149ZM174 147H177V150L171 151L170 149H172ZM183 148H184V150H183ZM192 149H191V152H194ZM47 151L49 152V150H47ZM160 151H164V153L160 155ZM34 152L37 153L38 158L40 160V164H39L40 166L39 167L37 166L38 167L37 169H39L38 171L35 170L36 166H34V164H33L34 155H35ZM130 153H134V154H130ZM191 154H193V153H191ZM197 154L199 155V153H197ZM130 155H132V157ZM198 155H197V157H199ZM200 155H201L200 158L203 156L205 158V154H203V156H202V154H200ZM208 155L209 154H206V156H208ZM232 155H236V152H235V154H232ZM129 156H130V158H129ZM85 157H87V160H85L86 159ZM190 157L193 158L192 156H189V155H188L189 159L186 158V155L183 156V160H184L183 162H185V160L186 161L192 160ZM230 157H232V160H233L232 165L230 162ZM83 158H85L84 160L86 162L79 164L78 161L83 159ZM194 159H196V158H194ZM162 161L165 162L164 165L166 163L169 164V162L174 161V165H176V167H174V168L169 167L170 168L169 169L165 165V167L167 169H165V171H164V169H163L164 167L160 166V165H162L161 163H163ZM192 161H190V163ZM196 161H198V160L193 161L194 164L191 163V164L186 165V166H190V165L194 166ZM4 163H7V162H3V164ZM227 163L229 164V166H228L229 168L226 169V167H227L226 165H228ZM238 163L239 162H237V166L244 164L243 162H241L240 164H238ZM202 164H203L202 161L200 163L197 162L196 165H198L199 167L196 165L195 166L198 168V170H197V168H195V166L193 168L195 171L196 170L200 171V172L205 171L204 173L202 172V175L203 174L205 175V173H206L205 177H208L207 174H209L208 179H210L209 180L210 182L208 181L207 183L208 184L211 183L212 186H211V184L209 186H207V183L205 182L207 190H209L208 189L209 187L213 188L214 186H216L217 190H215L216 188H213L212 190L218 192V189L220 187L224 188L223 186H221V184L219 185L218 176H220V175H217V171H216V169H214V166H213V168H211V167L207 168V170H208V172H207L206 168H204L205 170H202L203 166H205L204 164L203 165ZM247 165H250V163L249 164L247 163ZM17 167H16V169H17ZM156 167H157V169H159V172L156 171L158 175L154 174V170ZM242 167H246V165H243ZM187 168L189 169V167H187ZM26 169L29 171V175L27 173H25L26 171H24V170H26ZM143 169L145 171H142ZM241 169L243 170V168H241V166H240V168L239 167L235 168L236 173L239 171V173H237V177L239 180L235 179V181H237L236 183L239 184V187L236 184V186L238 188L235 186V188H236L235 190L239 189L241 187L240 185H242V184L244 185V183H246L245 182L246 178L243 181L244 173H246V171H245L246 168L244 169L245 172L242 171ZM18 170H16V173L19 172ZM139 170H141L142 172H140ZM230 170H233V171L229 172ZM138 171L140 172V174ZM195 171L189 172V173H197V175L201 174L200 172H197V171L195 172ZM70 172H73V176H71V177H70ZM226 173H224V174L226 175ZM224 174L221 173V175H224ZM20 175L21 174L19 172L18 176L20 177ZM144 175H147L146 176L147 179L145 178L146 181L144 179V177H145ZM246 175H247V173H246ZM26 176H27V178H26ZM189 176H191V175H189ZM194 176L195 175H193V177ZM229 176L227 177V175H226L227 178H230V181H233V179L236 177V176H234V178L232 179ZM21 177H22V175H21ZM52 177H53V175H52ZM196 177H195V180H194V178L193 179L191 178L192 181L188 183L190 185V183H192L194 181L193 185L196 186L195 188L198 191L195 194L196 199L202 198V197H205L206 199H208V198L210 199L211 195L214 198L216 196L214 194L215 192L212 193L211 195H208L209 192L207 194H205L206 190H203V189H206V188H202V186H200L199 183L196 182L198 180V178H196ZM137 178H139L141 180V183L138 182L140 185L137 183H136L137 184L136 185L132 181V180L137 179ZM21 179H23V178H21ZM175 181L173 180V183H176ZM240 181H242V183ZM130 182H133V184H131ZM167 182H168V184H170L169 181H167ZM167 182L166 181L164 182L165 185L167 184ZM182 182H183V179H182ZM183 183H185V182H183ZM151 184L153 185L152 187H151ZM161 184H163V182H161ZM234 184H233V186H234ZM165 185H164V187H165ZM218 185H219V187H218ZM262 185H263V187H262L263 191L262 192L264 193V184H262ZM135 186H137V187H135ZM149 186H150V188H147ZM226 186H227V184H226ZM226 186H225V188H228V189L231 188V187H226ZM43 187H45V186H43ZM166 187H167V185H166ZM169 187H167V189L168 188L169 189L166 190V192L168 191V193H167L168 198L167 197H165V198L169 199V194H170L169 200L174 198V201L179 202V205H180V203L184 202V200L187 196H182V193L180 192L181 191L180 188L184 189V192L186 194H188V190H189L188 185L187 184H184V185L181 184L180 186L175 187V184H174V185H171ZM108 189H111L110 191H112V192L111 193L108 192ZM242 189H243V191L241 189H239L240 190L239 193H241V194L245 193L244 191H246V190H248V192L250 191L249 188L245 189V186H243ZM154 190H155V192H154ZM163 190H165V189H163ZM163 190L161 192H164ZM212 190H211V192H212ZM232 190H234V189H232ZM232 190H230V191H232ZM49 191H51V190H49ZM230 191H229V193L231 194ZM134 192L136 193L135 190H134ZM161 192H159L160 193L159 196H157V194H156V196L160 198ZM166 192H164V193H166ZM236 192L238 193V190ZM45 193L50 194V192H47V191H45ZM164 193H162V194H164ZM218 193L220 194V191ZM237 193H235V194L237 195ZM49 194H47L48 196L47 195L46 196L47 197L50 196V198L52 199L53 196H51V195L53 193L51 195H49ZM230 194H229V197H230ZM241 194H238L237 197L242 196V198L243 197L245 198V197L249 196V197L245 198V199H248L252 195V193L251 194H249V193L243 194L244 196ZM54 195L59 196L58 192H57V194L55 192ZM137 195H136V197H137ZM236 195H234V193H233L232 194L233 198H235ZM156 196H155V198H156ZM217 197H220V195L219 196L217 195ZM50 198H49V200H50ZM133 198L131 200H133ZM205 198H203V200ZM59 199H60V197L59 198L57 197L56 202ZM167 199H164V201H166ZM15 200H17V199H15ZM138 200H135L136 203L137 202L139 203ZM148 200H151V199H147L146 202H148ZM153 200H154V197H153ZM216 200L217 199H215V201ZM219 200H220V198H219ZM5 201H4V203H5ZM43 201H46V200H44V199L40 200V202H42V203H43ZM48 201L44 202V203L53 202V201H55V199L52 201L50 200L49 202ZM34 202H39V201H34ZM56 202H53V203L56 204ZM14 203H15V201L13 202V204ZM64 203H62V204H64ZM211 203L212 204H211L210 208H208L209 207L208 203H207L208 207L205 205L207 207V208L205 207V212H204L205 218H204V220L202 219V222H200V223H203V225H205L210 220H212L214 223V225H212L210 227L206 226V227H208L207 230L205 228L203 229L204 231L206 230L208 233V235H207V233L205 235V237L208 236V239L205 243L207 244V246L209 248H211V251L214 252V251H216L215 250L216 246L214 244V241H216L217 237L220 236V237H222L221 242L223 243L226 236H228V233L226 234V231H228V230H226V226H224L225 224L222 221H220V220H223L220 218L221 215L219 217V215L213 214V212L215 210H217L218 208L215 207L216 204H214L213 201H211ZM5 204L9 205L10 203L9 204L5 203ZM50 204L52 205V203H50ZM55 204L51 208L52 209L54 208L55 210H57V206H56L57 204L56 205ZM137 204H135V206ZM199 205H200V203H199ZM20 206L22 207V205H20ZM55 206H56V208H55ZM187 206H190V205H187ZM176 207H178V206H176ZM46 208L47 209L44 208L43 211L47 210V213H49L48 209L50 210V206H49V208H48V206ZM62 208L64 209V207H62ZM85 208H86V206H85ZM120 208H118V209H120ZM54 209H53V211H54ZM144 209H145V206H144ZM168 209H170V208H168ZM172 209H173V207H172ZM15 210L17 211V209H15ZM153 210H154L153 214L151 213V215L154 218V214L158 215V212H156L158 210H156V209H153ZM19 211H21V210H19ZM159 211H162V210H159ZM174 211H176V210H174ZM177 211L179 212V216L181 215V218L183 216L189 220V223H187L189 225L187 227H185V230L187 231L189 228H193L196 220H198V213L196 211H194V212H191L189 214L185 210V213H186L185 214L184 212H181L179 210V208ZM67 212H69V211H67ZM135 212H136V214H135ZM45 213H46V211H45ZM45 213H44L43 218L45 217ZM51 213H49L48 216H50ZM55 213L56 212H54V214ZM59 213H61V212H59ZM87 213H89V212H86L85 215ZM13 214L15 215L16 213L13 212ZM19 214H20V212H19ZM54 214L52 213L53 216H54ZM187 214H189V216ZM57 215H55V216H57ZM235 215H237V214H235ZM62 216H64V215H62ZM179 216H177V217H179ZM11 217H13V216H11ZM25 217H26V215H25ZM157 217H155V218H157ZM222 217H223V214H222ZM250 217H249V219H250ZM21 218H23V217H21ZM48 218L49 217H47V215H46L43 223L45 226L47 225V228L49 230V234L51 235V231L54 230L53 224H54L55 220H50L52 217L49 219ZM141 218H142V222H139V220H141ZM181 218L173 220V218L171 217L170 220H168V221L170 223L172 222L171 227H170L173 230L172 232L175 231L176 234H180V236L178 235L180 238L182 237L183 241L179 242L177 240L178 241L177 248L179 251H182L185 254L186 250H185V246H184V244H185L184 240L186 238L184 239V237H183L185 231H183V229L180 225V219ZM16 219H17V217H16ZM67 219H68L67 222L70 225H73L74 216H71V217L69 216ZM95 219H97V218H95ZM171 219H172V221H171ZM230 219L232 220V218H230ZM234 220L237 221V219H234ZM241 220L245 221L246 218L241 219ZM244 221H241V222L239 221V226H240V223L242 224ZM248 221H251V220H248ZM51 222H53V223H51ZM96 222L97 221H95L94 223H96ZM153 222H154V220H153ZM157 222H159V221H157ZM233 223H234V221H233ZM250 223L253 225L252 222H250ZM13 224H11V225H13ZM51 224L53 226H51ZM256 224H257V222H256ZM15 225H17V224H15ZM20 225H21V222H20ZM31 225H33V224H31ZM129 225L130 226L132 225L133 231L130 230L131 232H129V231H127V233L124 232L128 228L129 229L131 228V227H129ZM254 225H255V223H254ZM184 226H185V224H184ZM70 227L68 225V228H70ZM125 227H128V228H126L124 230ZM165 227H166V225H165ZM167 227H168V224H167ZM197 227H200V226H197ZM241 227H242V225H241ZM57 228H59V227L57 226ZM19 229L21 230V226ZM200 229L198 228V230H200ZM256 229L259 230L258 227L255 228V231H256ZM35 231H40V230L38 228V230H35ZM67 231H71L72 236H73V234L75 235L76 238H73L74 240L79 239L78 242H75V245L76 244L79 245V242L80 243L82 242L80 245V247H81V246H83L82 244L86 243L89 233L86 232V230L84 228H82L80 230L77 229V231L73 230V229L72 230L67 229ZM137 231L140 233L138 234ZM150 231H152V230H150ZM170 231H171V229H170ZM191 231H192V229H191ZM249 231H251V230H249ZM192 232L196 233V230H194V228H193ZM247 233H248V231H247ZM249 233H251V232H249ZM203 234H205V232ZM258 235H256V236H258ZM23 236H25V235H23ZM27 236H29V235H27ZM232 236H233V234H232ZM53 237H54V244H55L56 238H55V236H53ZM127 237H128V240H126ZM160 237L162 238V236H160ZM29 238H30V236H29ZM50 238L53 241L52 237L45 236V240L41 244V250L44 251L43 254L39 253L41 250L35 252V250H36L35 246L31 247L28 245L29 247H27L26 249L21 248V250L19 252L12 253V252H7L8 251L7 250V251H5V253H3V257L8 256L7 262H9V264H20L22 262V260L25 259V257H27V256H29V257L31 256L33 260L38 261V257L36 255V253H38V255H40L42 257V260H43L42 264H49L50 262H49L48 250H45V249L47 248V246L49 244ZM259 238H261V236ZM0 239H2V238H0ZM6 239H8V238H5V239L3 238L4 241ZM176 239H177V237H176ZM256 239H258V238H256ZM173 240H175V239H173ZM188 240H189V238H188ZM259 240H258V242H260ZM4 241H3V243L5 244ZM52 241H51V243L54 246ZM165 241H167V240H165ZM190 241H191V239L188 242H190ZM246 241H248V240L246 239ZM175 242H176V240H175ZM262 242H264V240ZM1 243L2 242H0V244ZM17 243H16V245H18ZM23 243H25V242H23ZM30 243H31V241H30ZM169 243H168V245H169ZM186 243H187V241H186ZM251 243H252V241H251ZM251 243H249V244H251ZM26 244H28V242H26ZM58 244H59V242H58ZM172 244L174 245V243H172ZM190 244H192V243H190ZM220 245H222V244H220ZM8 246H9V244H8ZM8 246L7 247L5 246V247L8 249L9 248ZM55 246H54V249H55ZM257 246H258V243H257ZM57 247H58L57 249H59V245ZM84 247H85V244H84ZM222 247H225V246L222 245ZM6 248H5V250H6ZM192 248H194V247H192ZM204 249H206V248L203 247V250ZM258 249H259V247H258ZM57 251H58V253H60L59 250H57ZM84 251H82L83 252L82 255L80 254L81 258H82V256L83 257L85 256L84 254H86ZM193 251H195V250H193ZM54 253H56V252H54ZM78 253H81L80 250ZM201 253L202 254L200 255L201 256L200 258H201V261L204 262V260H202V258L204 259V258H206V256L208 257V254H206L205 250ZM230 253H232V252H230ZM113 254H114V251H113ZM177 254L178 253H173V252L168 253L164 249L157 248L155 250V252L151 255L149 261L147 263L144 261L143 264H156V258L157 257H159L162 261H165V260L167 261L169 259L175 258ZM215 254H217V253H215ZM51 255H53V253ZM219 255H218V257L215 255H213V256L211 255L209 257V259L211 260V263L213 262L212 264H214L216 258H219L218 260L223 259ZM227 255H229V254H227ZM53 256L56 257L55 255H53ZM80 257H78V258L80 259ZM87 257H84L82 259L85 262L86 261L88 262V260H86ZM58 258L59 257H57V259H55V261L57 260L59 262ZM40 259L37 262L38 264H41V263H39V262H41ZM183 260H184V258H183ZM206 260H208V258ZM114 261H116V260H113L112 264L115 263ZM192 261H194V260H192ZM65 262H66V264H68L67 263L68 260H65ZM81 262H83V261H81ZM192 263L195 264L194 262H192ZM207 263L210 264V261H208ZM227 263H229V262H227ZM4 264H5V261H4ZM54 264H56V263H54ZM83 264H85V263H83ZM104 264H106V263H104ZM202 264H205V263H202Z\"/></svg>", "mask_w": 264, "mask_h": 264}]
</instances>
